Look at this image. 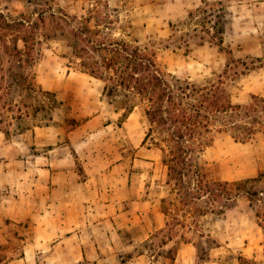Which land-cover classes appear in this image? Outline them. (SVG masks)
Masks as SVG:
<instances>
[{
    "label": "rangeland",
    "instance_id": "374dc122",
    "mask_svg": "<svg viewBox=\"0 0 264 264\" xmlns=\"http://www.w3.org/2000/svg\"><path fill=\"white\" fill-rule=\"evenodd\" d=\"M160 2L26 0L22 11L2 12L10 24L2 26L0 20V128L15 134L28 131L35 124L47 123L53 116H65L72 125L77 123L71 113L75 114L78 106H72L71 100L79 97V92L71 89L66 92L64 87L87 80V84L104 85L88 76L68 79L69 74L84 71L80 58L73 53L71 33L73 28L85 29L86 25L99 29V33L88 32L96 41L124 39L142 48L147 46L155 52L157 65L165 73L198 84H208L223 74L234 103L248 104L253 95L264 97V33L245 42L240 40V31L231 29L232 12L225 8V1H207L189 10L187 17H180L183 12L167 10ZM171 13L179 15L169 19ZM23 20L26 28L18 26V21ZM97 21L101 25L96 26ZM166 22L173 31L170 37L166 36L169 25L168 31H162L163 36L160 34ZM185 26L188 31H179V27ZM259 40L263 43L262 55L250 52L259 47ZM200 43L206 49L194 52ZM47 80L51 88L46 87ZM103 97L106 102L111 98ZM113 99V109L125 104L122 96ZM146 106V101H137L128 118H122L119 109L117 118L108 122H114L110 131L114 134V146L118 140L119 161L129 164L131 170L135 157L132 173L136 182L144 183L145 188L150 186L148 191L154 197L165 196L161 208L167 225L159 238H173L177 244L184 238L193 241L199 264L205 258L218 259L217 264H264V125L244 142L235 140L231 133H218L210 144L193 153L195 167L207 180L241 182L243 189L257 192L255 198L241 194L221 213L211 210L214 205L207 196L186 205L177 193L182 190L173 183L165 184L167 167L155 144L164 145L167 132L156 129L145 141L150 127ZM261 117L264 121V111ZM0 244L5 246L3 254L7 260L18 255L17 242L10 245L14 250L7 243ZM244 249L248 255L244 256L246 261L239 258Z\"/></svg>",
    "mask_w": 264,
    "mask_h": 264
},
{
    "label": "crops",
    "instance_id": "0c3cea01",
    "mask_svg": "<svg viewBox=\"0 0 264 264\" xmlns=\"http://www.w3.org/2000/svg\"><path fill=\"white\" fill-rule=\"evenodd\" d=\"M207 1L227 2L231 29L240 31V40L264 33V0H162L160 5L187 17ZM25 2L0 0V11L20 12ZM178 15L171 13L169 19ZM166 23L160 34L169 25L165 35L170 37L173 31ZM258 44L249 51L262 55L263 43ZM197 45L194 52L206 49L204 43ZM83 76L102 81L85 71L68 79ZM87 83L64 87L79 92L71 100L78 106L71 113L77 118L74 125L65 116H53L15 134L0 128V191H5L0 192V243L19 252L6 264H199L193 241L177 244L173 238H159L167 225L161 208L165 196L154 197L150 186L136 182L135 157L131 170L119 161L118 140L114 146L110 131L114 122H108L117 118L119 109L105 101L103 84ZM46 87H52L49 80ZM14 241L15 248L10 246ZM245 251L243 257L248 256ZM203 261L218 263L214 258Z\"/></svg>",
    "mask_w": 264,
    "mask_h": 264
},
{
    "label": "trees",
    "instance_id": "16d2710c",
    "mask_svg": "<svg viewBox=\"0 0 264 264\" xmlns=\"http://www.w3.org/2000/svg\"><path fill=\"white\" fill-rule=\"evenodd\" d=\"M0 20L2 26H9L1 11ZM18 26L26 28L25 21H18ZM96 28L86 25L85 29H72L73 53L80 58L85 72L104 82L103 93L111 97L110 103H114L113 96L123 97L125 104L117 107L123 110L122 118L129 115L137 101L147 102L150 127L145 141L156 129L167 132L165 144L155 145L161 150V161L167 167V183L182 190L177 193L183 203L188 205L207 196L214 205L211 210L222 213L241 194L255 198L257 192L243 189L241 182L207 180L195 167L192 156L197 149L210 144L218 133H231L235 140L243 142L251 139L264 125L261 117L264 97L253 95L248 104L234 103L223 74L208 84H198L165 73L157 65L155 52L147 46L142 48L124 39L96 41L88 36L90 31L99 33ZM22 39L27 46L26 36ZM4 250L5 246L0 244V264L7 261Z\"/></svg>",
    "mask_w": 264,
    "mask_h": 264
}]
</instances>
